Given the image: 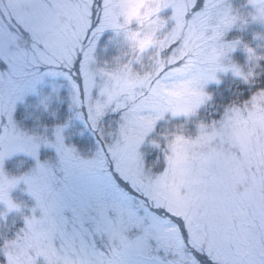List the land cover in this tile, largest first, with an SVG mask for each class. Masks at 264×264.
I'll return each instance as SVG.
<instances>
[{
    "label": "snow or ice",
    "instance_id": "1",
    "mask_svg": "<svg viewBox=\"0 0 264 264\" xmlns=\"http://www.w3.org/2000/svg\"><path fill=\"white\" fill-rule=\"evenodd\" d=\"M253 24L264 0H0V264H264ZM45 76L67 81L90 154L67 122L51 138L18 125ZM18 154L34 165L13 174Z\"/></svg>",
    "mask_w": 264,
    "mask_h": 264
},
{
    "label": "trees",
    "instance_id": "2",
    "mask_svg": "<svg viewBox=\"0 0 264 264\" xmlns=\"http://www.w3.org/2000/svg\"><path fill=\"white\" fill-rule=\"evenodd\" d=\"M235 2L239 5L241 0H235ZM262 31H264V28L253 24L242 35L246 40H251L253 32ZM53 88L57 91L54 92L53 89L44 88L40 93L27 94L23 101L17 103L14 115L18 125L30 133L46 134L51 138L55 126L63 125L67 122L69 127L65 132V142L74 145L84 155L90 154L94 150L96 138L93 132L81 120L76 118V109L70 107L71 92L67 81L62 78L56 79L54 80ZM45 97H48V99L45 100ZM41 101L47 104V109H45ZM45 129H47L46 132ZM40 159L42 161L55 162L57 157L53 149L42 146L40 149ZM21 161H23V165L18 167ZM33 165L34 161L32 158L24 154H18L6 162V169L13 174H18L19 172L27 171ZM23 187L21 185L13 190V198L26 202L29 205L33 204L34 201L31 200L27 193L22 191ZM13 219H16L17 226H20L21 221L19 217L14 215L9 216V222Z\"/></svg>",
    "mask_w": 264,
    "mask_h": 264
},
{
    "label": "rangeland",
    "instance_id": "3",
    "mask_svg": "<svg viewBox=\"0 0 264 264\" xmlns=\"http://www.w3.org/2000/svg\"><path fill=\"white\" fill-rule=\"evenodd\" d=\"M4 66L3 65H0V68H3ZM64 79L63 77H51V76H45L43 78V80L37 84L36 86V93L37 92H41L42 90H44V88H49V89H54L53 88V85H54V80L56 79ZM65 80V79H64ZM55 87V86H54ZM81 122H83L85 125L86 123L84 121L81 120ZM87 127V126H86ZM88 128V127H87ZM90 129V128H88Z\"/></svg>",
    "mask_w": 264,
    "mask_h": 264
}]
</instances>
